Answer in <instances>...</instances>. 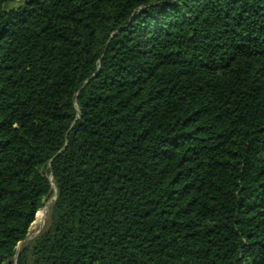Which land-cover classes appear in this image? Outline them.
<instances>
[{"label":"trees","instance_id":"obj_1","mask_svg":"<svg viewBox=\"0 0 264 264\" xmlns=\"http://www.w3.org/2000/svg\"><path fill=\"white\" fill-rule=\"evenodd\" d=\"M10 1L0 264H264V0Z\"/></svg>","mask_w":264,"mask_h":264},{"label":"rangeland","instance_id":"obj_2","mask_svg":"<svg viewBox=\"0 0 264 264\" xmlns=\"http://www.w3.org/2000/svg\"><path fill=\"white\" fill-rule=\"evenodd\" d=\"M23 3L24 1L22 0L10 1L6 5V10L9 11L11 9L17 8ZM52 200L54 199L49 200L46 203L45 207L41 210V211H46V219L44 221L35 219L34 223L29 229V233H28L26 240L18 248H21L22 246L27 245L30 241L38 237L45 230L48 224L49 208H50Z\"/></svg>","mask_w":264,"mask_h":264},{"label":"bare ground","instance_id":"obj_3","mask_svg":"<svg viewBox=\"0 0 264 264\" xmlns=\"http://www.w3.org/2000/svg\"><path fill=\"white\" fill-rule=\"evenodd\" d=\"M36 219L44 221L46 219V211H39L36 215Z\"/></svg>","mask_w":264,"mask_h":264},{"label":"water","instance_id":"obj_4","mask_svg":"<svg viewBox=\"0 0 264 264\" xmlns=\"http://www.w3.org/2000/svg\"><path fill=\"white\" fill-rule=\"evenodd\" d=\"M37 214H38V213H37ZM25 240H26V239H25ZM25 240H24V241H25ZM24 241L20 242L19 245H18V247H20V245H21Z\"/></svg>","mask_w":264,"mask_h":264}]
</instances>
